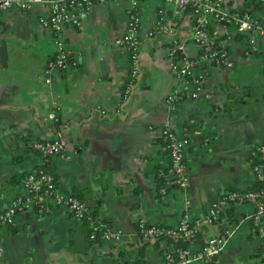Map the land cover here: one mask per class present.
<instances>
[{
	"label": "crops",
	"instance_id": "crops-1",
	"mask_svg": "<svg viewBox=\"0 0 264 264\" xmlns=\"http://www.w3.org/2000/svg\"><path fill=\"white\" fill-rule=\"evenodd\" d=\"M163 1H141V74L127 100L130 52L115 39L127 28L132 0L79 11L81 24L66 25L59 35L73 59L67 78L55 71L50 83L46 70L58 34L41 23L48 9L0 8V210L30 197L24 180L13 184L10 178L54 164L61 191L78 194L90 213L98 208L103 228L123 232L118 241L93 242L91 224L64 206L28 204L12 225H0V264H164L175 242L144 238L139 224L175 227L185 211L191 219L203 218L225 190L258 187L251 154L264 142V36H255L256 49L247 54L251 34L212 14L211 38L228 49L232 65L213 64L201 54L206 46L192 39L191 10L177 12L165 0L171 10L163 14L166 24L155 19ZM251 1L224 0L222 6L230 14L247 8L264 20V7ZM165 26L175 34L160 29ZM156 29L155 36H147ZM178 46L193 60L190 81L173 70ZM172 93L181 94L174 109L167 101ZM164 125L190 139L186 192L170 171ZM59 132L67 137L63 153L47 157L34 149L35 142L52 141ZM163 177L165 190H159ZM223 210H230L222 218L229 224L214 264H264V220L255 225V202ZM225 230L219 222L203 223L198 242L189 248L197 251Z\"/></svg>",
	"mask_w": 264,
	"mask_h": 264
},
{
	"label": "built area",
	"instance_id": "built-area-1",
	"mask_svg": "<svg viewBox=\"0 0 264 264\" xmlns=\"http://www.w3.org/2000/svg\"><path fill=\"white\" fill-rule=\"evenodd\" d=\"M110 0H0L1 9L15 8L20 11H31L37 5L48 9L46 15L41 16L40 20L43 26L53 30L58 34L55 47V57L49 62L46 70L47 82H51L52 74L58 70H64L67 67V60L70 57V50L66 43L60 38V33L66 25L79 26L81 19L79 11L91 8L95 3H106ZM142 0H132V9L129 10V20L125 32L115 39L117 46L125 47L130 52V79L124 90V99L127 100L137 86L140 74V46L142 44V24L138 14ZM177 10L182 11L184 8H191L195 17L196 27L192 36L195 43L200 46H206L213 40L207 26L210 23V17L215 14L219 19L227 22H234L241 32L251 34L250 45L247 54L256 49L255 36H264V20H261L252 14L246 12L243 14H230L223 8L224 0H168ZM264 7V0H261ZM160 29L175 34L173 27H161ZM157 33L156 30H150L147 36L153 37ZM209 46V45H208ZM183 46H178L173 50L172 56L173 70L180 76L191 74L193 60L184 57L176 60V53L182 51ZM219 64L224 63L231 66L232 63L228 59L227 52L216 59ZM200 87L196 84V90ZM197 92V91H196ZM196 92L193 93L196 96ZM178 96L172 93L168 97L170 108L174 109ZM54 119L55 115L51 114ZM162 138L167 143L169 156L171 160L170 171L174 175L175 184L182 189L188 186V177L186 176V152L190 146L188 136L180 135L171 126L164 125L162 127ZM67 137L64 133L59 132L52 141H37L33 147L43 156L57 155L66 150ZM264 142L258 144L252 150L251 161L253 171L258 182V187L249 190L229 189L222 192L221 197L213 204L211 210L203 217L191 219L187 211H185L180 222L175 227L170 226H149L147 224H139V233L144 238H156L158 235L166 234L170 237H194L203 223L215 225L219 221V213L224 205L228 203L238 202H255L256 214L254 222L256 226L263 223L264 220ZM26 188L30 193L29 198L18 197L7 208L0 210V225H12L15 222L17 212L25 205L34 204L39 207L49 208L45 203L52 206H64L76 216L83 220H89L91 224L90 240L100 238L120 240L123 237L122 230H102L97 218L92 217L85 202L70 193H64L56 184L55 176L43 169L31 172L24 181ZM189 201H187L188 203ZM227 230L220 235H216L208 239L197 251H192L189 247L179 249L177 252L169 251L165 254L164 264H190L193 260H202L206 264H214V257L219 254L221 246L225 241ZM1 251V250H0ZM264 258V248L261 252ZM150 264V263H141Z\"/></svg>",
	"mask_w": 264,
	"mask_h": 264
},
{
	"label": "trees",
	"instance_id": "trees-1",
	"mask_svg": "<svg viewBox=\"0 0 264 264\" xmlns=\"http://www.w3.org/2000/svg\"><path fill=\"white\" fill-rule=\"evenodd\" d=\"M251 2H253V4L256 7L262 6L261 0H252ZM188 9L191 10V8H189V7H188ZM246 12L250 13L249 10L246 8V9H243L241 12H238L237 14H243V13H246ZM207 30L209 31V24L207 26ZM209 33H210V31H209ZM208 45H206V47H203V49L201 50V54L204 55L205 57L210 58L212 60L213 64H217V65H220V66H224L225 65L224 63L219 64L216 59L219 58L222 55V53H224L225 51L227 52V55H229L228 49L222 47L221 44L219 43V40H213ZM184 57L185 56H182L181 51H178L176 53V60H181ZM58 71H61V70H58ZM190 75L191 74H188V75H186L184 77L187 78L188 81H190L189 80L191 78ZM125 88H126V85H125ZM125 88H124V90H125ZM177 96H178V98L176 100V104L180 101L179 98H180L181 94H177ZM51 156H54V155H49L47 157H51ZM259 159H260V161H264V158H259ZM42 169L45 170L48 173L53 174L55 176V181H56V184L58 186V178H57V174H56L57 171H56L55 165L54 164H51V165L43 166ZM27 176H24V177L23 176H15V177H12V178H10V183L18 184L22 180L25 181V179L27 178ZM165 183H166V180L164 179V177L163 178H160L159 184H158V189L159 190H165ZM64 193H66V192H64ZM70 194H73V193H70ZM73 195H75L76 197L79 198L78 194L77 195L76 194H73ZM231 205H232V203H228L227 204V206H231ZM230 210H223V211H221L219 213V221L218 222H219V226L223 228V231L225 229H227L228 224H229V221H226V223H223L222 222V218L226 215V213L229 214L230 213ZM91 216L92 217H95V218L96 217L98 218V208H95V210H93L91 212ZM86 222L88 223L89 220H86ZM157 226L161 227V225H157ZM101 229L102 230H106V228H103L102 225H101ZM198 235H199V232H197V234L194 237H192V238H186V237L176 238V237H170V236H168L166 234H161V235H158L156 238L157 239H160V238H168V239L173 240L175 242V248L172 249L171 251L177 252V250H179V249H185V248L190 247L191 244L197 243L198 242L197 241ZM98 239H100V237L97 235V240ZM94 241L95 240H93V242ZM204 243L205 242H202V244H204Z\"/></svg>",
	"mask_w": 264,
	"mask_h": 264
},
{
	"label": "water",
	"instance_id": "water-1",
	"mask_svg": "<svg viewBox=\"0 0 264 264\" xmlns=\"http://www.w3.org/2000/svg\"><path fill=\"white\" fill-rule=\"evenodd\" d=\"M167 11V13L169 14V11L171 10H167V3L166 1L164 0L162 5L158 8H155V19L161 24V25H165L166 24V20H163V14H165V12ZM152 20L153 18L150 19V25L152 23ZM143 36V35H142ZM72 56H70V58L67 60V64L71 67V62H72ZM65 72V74L62 76L63 79H66L67 78V68H65L63 70ZM56 80H53V82H55ZM58 124L60 125L61 124V121L58 122ZM188 190V187H186L185 189H182L181 188V191L182 192H186Z\"/></svg>",
	"mask_w": 264,
	"mask_h": 264
}]
</instances>
